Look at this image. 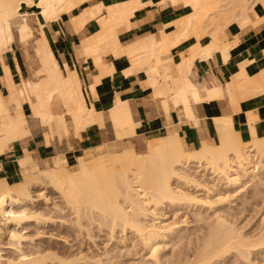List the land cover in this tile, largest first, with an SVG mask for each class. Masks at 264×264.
<instances>
[{
  "label": "bare ground",
  "instance_id": "obj_1",
  "mask_svg": "<svg viewBox=\"0 0 264 264\" xmlns=\"http://www.w3.org/2000/svg\"><path fill=\"white\" fill-rule=\"evenodd\" d=\"M90 1L91 0H0V58L2 57L4 52H6L8 49L12 47V44L13 42H15L14 41L15 39H19V41L23 42L24 44H27L30 39H34L35 50L42 64L41 67L35 71L36 78L34 80H23V79L16 80L9 72V67L3 63V67L6 73L4 77L0 76V152L9 148L10 141L19 139L24 135L29 134L30 128L27 119L28 112H26V105L29 108V113L37 117L38 118L37 120H40L43 124L44 123L49 124L51 126V130H56L58 132V133L56 132L57 134L61 133L59 135V138L61 137L62 133L64 134L69 133L68 131L70 125L68 120L66 119L67 114L70 115L72 121L76 126L74 129L79 128L78 131L82 128L80 126L84 127L86 123L88 124L94 121H98L102 123L103 121H105L104 119L105 116H103L102 112L96 110L93 104L88 105L86 100V90L90 89V92L93 91L92 93H94L95 85L101 81L103 75L110 74L114 71V69L116 68L115 61H117L120 58L125 59L129 63V67H126L123 70L125 76H127V74H131V72L132 73L139 72L143 75V80L153 89L152 95L156 97V100L157 98L159 99L162 108L164 109V111L168 116V120L171 118L170 111L172 109H177L179 113H182V115L184 114L187 118L192 119L195 124H199L200 121L198 119L196 109H197V103L200 102L201 100L212 99V98L216 99L217 97H227L228 99L227 103L229 104V107L233 111H235L239 109V103L242 99L248 97L252 98L256 94L261 92L264 93V68L259 70H249L247 66L251 63L252 59H248L238 64L237 67L232 71L230 75V79L227 81L225 86L218 85V86H213L212 88L210 87L207 88L205 85L203 84L201 85L195 82V80L193 81L192 79L194 77L192 74H191L192 75L191 77H193L192 79H190L189 76L186 77L185 74L187 73L186 71L191 70V66L193 65V62L195 61L196 57L200 56V58L202 57L203 59L204 58L207 59L206 57L210 55L213 50L220 51L223 54V59H224V57L227 56L226 52L229 47L228 42L224 41V36L228 35L225 34L227 31L225 30V28L233 20L238 21L242 26L248 25L250 23L255 24V21H258V19L260 21L261 19L263 20V17L260 16L258 11H256L255 5L256 4L264 5V0H149V1L119 0L118 2H113L109 4H105L103 0H99L95 3H91ZM21 3L24 4L26 3L29 7L41 8V11L38 12L36 10H31V11L21 10ZM147 5L160 6V7H164V6L168 7L170 5L177 10L184 9L185 13L178 19H175L173 22H171L173 26L174 25L176 26V30L171 33L162 30L161 32H159L160 36L158 34L157 35L153 34V35L138 36L127 41L124 40L121 36V32L125 29L127 30L132 29V27L135 24L139 23L134 20V17L141 8ZM74 8L79 9L78 13H76L74 16L70 18V22L72 23L74 29L77 30L81 28L82 26L85 25V23L89 19L95 17L100 23L99 31H97L96 33L90 36L83 38L79 42V44L75 46L77 54L83 55L84 59L88 60L90 62V65L94 67V70H92L89 73L90 75L89 82H87V80L82 79L79 76L77 66L72 68L65 60V58L59 60L54 55V52L46 36L44 23L43 22L39 23L40 24L39 31L41 35L38 37H34L33 26L31 25L30 22V16L32 14H41L45 18L46 23L51 27L53 24L58 22L57 20L62 15V13L70 12ZM59 32L61 33V29H59ZM205 34H209L212 37V40L208 45H202L200 42L201 38ZM240 35L241 34H239V36ZM194 37L197 39L196 43H193L190 48H187V51L185 53L181 52V57H182L181 61L179 63H176V66L173 65L174 55L172 49L179 42ZM232 41H234L233 43H235L236 41L239 40L235 41L233 39ZM175 73L177 74V76H175ZM2 85L7 87L8 89L9 92L8 101L4 97L1 91ZM58 101L59 102L62 101L64 103L65 105L64 112L59 113L56 111L55 107L57 106ZM233 111L232 113H234ZM108 112H109L108 118L111 120V124L110 122L109 124L113 125V127L112 126L110 127L109 125V128L110 129L114 128L113 132H115L116 135L114 136L117 139H124V137L136 136L137 133L136 128L139 125V122L134 121L132 117V110L129 107L127 99H123L122 96L118 94L115 100L114 107L108 110ZM232 116L233 115H231V110L229 111L228 108L222 113L214 115L212 118V124L217 130L216 138H214L213 136H209V133H207L206 128H201L200 129L202 131L201 139L195 143V146L193 145L194 146L193 149H189L188 143L185 141L184 137L179 135L178 127L176 125L173 126L169 125L167 133H165L162 136L148 139L150 141L148 144L146 142L147 152L139 153L135 151L133 146L134 144L131 141L130 143L124 145L123 148L117 152L113 151L112 147L114 146L112 144L109 143L106 144L103 142L104 143L103 145H99L98 147L96 146L97 149L98 150L100 149L102 152L100 155L97 156L95 154L96 152L94 153L91 150L85 151L84 154H81L77 157V164H76L77 167L74 169H70L67 167L66 165L67 159L64 156V154L57 153L56 155L52 156L50 159L44 160L43 162L45 164L42 162L41 164L44 165L41 166L40 162L42 160L39 161L37 157H35L31 152L25 149L26 152L25 157L19 158L18 160L15 161L16 168L19 170L21 174L20 180L14 183H9L6 177L2 175V169L0 167V215L3 218V221L0 220V234H2L1 231L3 232L6 231L7 232L6 235L10 239L9 240L10 244H12L13 246H15V248L20 250L23 244V243L21 244L22 237L27 238V236L25 234L23 235V233L19 232V230H16L14 228L12 229L10 226L11 223L15 222L17 226V224L21 225L24 222H30L32 220L31 218H33V220L34 218L35 220L37 219L38 222L43 221L47 223L48 222L54 223L56 220H58L60 216L58 215L59 217L56 220L54 219L55 220L54 221L52 218L57 215L54 216L52 215L53 217L51 218L50 215L52 214L51 212L50 214L47 213V215H50V218L47 216L48 219H44L46 218V216L43 217L44 214L41 213L40 215H42L43 217L42 219V217L39 215L38 212L36 211L33 212L34 209L27 210L28 208L27 205L29 202L32 203L35 200L38 201L37 199L40 198L39 197L40 194H37L39 198L34 199V197L37 196L35 195V193H33L34 192L32 190L33 186L37 187L38 185H40L39 183L43 182L49 184L50 186H52V188L56 187V189L60 190L59 193L61 192L62 194V196H60L62 197L61 200L65 198V201L63 202H65V204H67L70 207L72 214L73 213L76 214L75 216L77 218L76 221L79 222V223L76 222L77 225L82 224L81 222L82 217L84 218V216L90 215L91 218V216L93 215L94 217L92 216V218L94 219L92 220V222L95 221L96 219L97 220L99 219L107 226H109L105 228L111 229L110 236H113V233H116L118 229L120 231L122 230L127 231L126 228H128L130 224L132 226H135L136 227L135 229H137L135 230L136 232L134 234H136L137 231H140L141 234H139L140 233L139 232L138 235H143L145 237L147 241L142 239V241L144 240L143 241V245H144L146 242L149 241V239L153 238L154 236L157 237L158 235H160L159 233L161 232V230H163L162 229L163 225L161 223L162 222L161 220H160L161 222L159 221L161 225L160 227L161 229L158 227L159 224L156 225L155 222L154 223L151 222L150 224H148L149 222L147 221L146 218L147 216L144 217V219L146 218V221L148 223L144 221V219L142 221V219L140 218V214L142 215L146 213L145 215H151V216L157 215V211L159 209L157 205L163 200H164L163 202H165V200L167 201L168 199L169 200L171 199V201H173V199L174 200L176 199L175 202H177L178 199L181 200L186 198L189 199L190 192L189 191L185 192L187 190L184 191L182 189V186L184 185L185 182L190 183L192 181L196 183L195 185H197L199 189H200L199 186H202L204 183L208 185L210 182H208L207 184L205 181L211 179L208 178L209 176L206 177L208 179L206 180L203 179L204 183H200L195 177L198 176L197 174L200 167H202L203 169L201 168V170H204L205 172H206V168H208V170L209 168L212 169L211 174H215L216 176L218 175L219 178L226 177L227 178L226 182L227 180H229L231 184L232 182L239 183L240 180L244 178V176L246 177L263 170L264 137L254 134L252 140L243 141L233 127ZM248 117L251 119L250 115ZM84 129L82 128V130ZM78 131H76L75 135L78 134L77 133ZM49 133H51V131ZM64 134L62 135V137L63 136L66 137L67 135H69V134L67 135ZM56 135L54 134V137ZM155 140L157 142H151ZM190 169L197 170L195 176L192 175ZM206 173H204V177L205 175L207 176L208 173L207 174ZM216 176H213V179L211 180V186H212L211 188H214L222 180L220 178L221 180L218 181L219 182L218 184H216L215 182ZM180 180L185 181L182 186H181L182 181L180 183ZM194 183L192 186H194ZM261 183L264 184V182L262 181ZM46 187L48 186H44L43 188ZM194 187L196 188V186ZM208 187H210V184ZM211 188H207V189H211ZM194 190H197V188ZM213 190H215V188L211 189V191ZM188 194L189 196L186 197V195ZM42 195L43 194H41L40 196ZM192 197H195L194 200ZM190 198L192 202L200 199V197L198 199V196L196 198L194 194L193 196H190ZM208 200H210V198L209 199L207 198V202H209ZM63 202L60 204L61 206L56 205L58 202L56 204H53L56 205L57 207L59 206L58 213H60L61 209L62 211L64 209H65L64 211H66L67 209L66 208L67 206ZM127 202L130 203L126 206L125 203L127 204ZM156 202L158 204H156V207H153V204ZM196 203L194 202L195 205H197ZM62 204H64L66 207L64 208V205ZM15 205L16 207H14ZM56 206L52 208H55ZM69 207L68 210L65 212V214H67L68 216L70 214L67 213L68 211H70ZM127 207H131V208H129L128 210ZM165 207L162 209H165ZM169 208L170 207H168V210ZM52 210L54 213L55 209ZM56 210L55 212L58 211ZM144 211L146 212L143 213ZM63 214L64 213L62 214L60 213V215L64 216L65 214L64 215ZM75 214H73V216ZM217 215H215L216 218ZM70 216L67 217L68 220L69 218L72 219V217ZM65 218L66 217H64L63 219ZM90 218L87 217L88 222L92 219ZM155 218H157V216H155ZM63 219L59 218V221L61 220L62 222ZM84 219L86 221V217ZM220 219H222L221 215H220ZM220 219L219 220L217 219L218 221V223L216 224V226L218 225L217 228L216 226L211 227V225L208 223V222L211 223V221L207 220L208 221L207 223L210 225L209 228L210 227L212 228L211 230L212 232L210 234H207L209 236V237L206 236L208 237L206 238L207 240H205V238L203 239L205 240V242L201 243L202 245L203 244L204 245L202 246L203 248L200 247L201 250H199V253L197 252L198 253L197 255H199L198 256L199 258L196 257L197 260L198 259L202 260L204 264H213L212 261L215 259V258L213 259V257L216 256V258H218V256L219 257L225 256V254L227 253L224 252H226L227 250L228 252L229 251L231 252L232 246L235 250H238L236 252H239L238 253L239 256H242L243 259L251 260L250 257L251 252H249L248 248L252 250V248H254L256 245L258 246L261 245L262 247L264 246L263 245L264 234H262L261 232H259L261 237L259 236V238H257L256 236V239L255 237L251 239L252 237L250 236L248 237L246 234L245 235L247 237L243 235L242 233L243 230L240 231L241 228H239L238 230L241 233L239 232L240 234H238V231H236L237 229L236 227L238 226H235L236 234H238L239 236L238 235L236 236L235 233H233L235 235H232L234 228H231L233 229L232 231L230 229V227L232 226H227V224L229 225V223H231L232 221L231 222L229 221V223L225 222L226 223L225 224L222 221H220ZM68 220L66 219V221ZM66 221H63V223ZM262 221H264V219H262ZM84 222L83 225H81V227L82 229L85 230L87 226L84 227ZM70 224H72V222ZM74 224L75 223H73L72 225ZM95 225L97 224L95 223ZM167 225L163 227L166 228ZM219 225H223L225 227L223 228V226H219ZM206 226L208 227V225ZM81 227H79V231L82 230L80 229ZM100 227H103V225ZM219 227L220 229L221 227L222 229L228 227L229 230H227L228 228H226L225 229L226 231L225 230L222 231V229L220 231L218 229ZM23 228L25 229V226ZM112 230L113 231L115 230V232H113ZM165 230H167V228ZM26 231L27 230L25 229L24 232ZM87 231L89 232L92 230H88L87 228ZM92 232H90L91 237H93ZM77 233L80 234V232ZM120 233L121 232H119V234ZM34 234L36 235V233ZM44 234L45 233L40 235H44ZM79 234L76 235L78 236ZM119 234L117 231L116 235L115 234L114 235L117 236ZM47 235L49 236L52 235V232ZM59 235L60 237L58 238H61L62 235L61 234ZM80 235H79L80 238H84ZM88 235L86 236L88 238H91ZM106 235L105 237L109 236ZM64 236L65 235L63 234V237ZM115 236H113L112 238L117 239V237L115 238ZM125 237H122V239H132V237L134 236H132L131 238L130 237L125 238ZM136 237L139 238L138 236ZM233 237H236L237 239L235 238L236 240L234 241ZM77 238L78 237L75 236L74 239ZM112 238L110 237L111 240ZM74 239L72 240L73 242ZM78 240L79 239H77V241ZM200 240L202 241V238ZM30 241L33 242L32 240ZM150 241H154V240L152 239ZM73 242L71 246H73ZM77 243L79 244V242ZM115 243L117 244L119 243L118 245H121L120 242H115ZM148 243L152 244V242H148ZM155 243L156 242H154V245L148 244L150 246L148 248L152 249L151 250L152 258L153 256H155L156 259L155 261L158 263L161 262L159 261L160 257L158 255L160 250L159 252H157L158 249L156 250V248L160 246L158 245V247L156 246L155 248ZM82 244L81 245L83 247L87 243L84 244L82 242ZM106 244H109V242L105 243V245ZM74 246L72 248H74ZM87 248L89 247L87 246ZM257 248L259 249L260 247ZM75 249L72 250L76 252ZM105 249L104 252L107 251ZM22 250L23 249L19 251L21 253H19L20 257L18 258L19 259L18 261L15 259L12 260V258L11 259L4 258V256L0 252V264H16V263L38 264L45 257H50V256L57 257V255L54 256V254H56L55 252L54 254L48 253L45 255H33L31 254L33 252H29V254H27L26 251H22ZM78 251L81 252V254L83 252L80 250ZM87 252L89 253L90 250ZM107 253L109 254V252ZM182 253L183 252H181V254ZM223 253L224 255L222 256ZM72 254H75L74 255L75 257L72 255L74 259H69L70 260L69 262L74 261L73 263H75L77 260L79 261L80 259L89 260L95 257L96 255L93 254L94 256L91 258L90 256H88L89 258L87 259V256H85V254H82L85 256V258L84 256L76 253H72ZM104 254L107 255L106 253ZM104 254L100 253V255L102 256H99V258L100 257L102 258ZM111 256L107 257V259H105L106 257H104V259L108 261L109 259L112 258ZM64 258L66 264H69L67 261L68 259H66V257ZM99 258L97 257L95 259L100 261ZM104 259L103 262H105ZM194 259L193 260L191 259L189 261L192 262L194 261ZM111 260L114 262L113 259ZM111 260L109 261L111 262ZM197 260L195 261V263H197ZM98 261L96 262L93 261V262L98 263ZM179 261L180 259L176 262V264H178ZM167 262L168 264L171 263V262L169 263V260ZM182 262L184 261L182 260ZM191 262L188 263L191 264ZM73 263L71 262V264ZM165 263L166 262H164V264ZM215 263L216 262H214V264ZM99 264H103V263L100 262ZM179 264L181 263L179 262Z\"/></svg>",
  "mask_w": 264,
  "mask_h": 264
},
{
  "label": "crops",
  "instance_id": "obj_2",
  "mask_svg": "<svg viewBox=\"0 0 264 264\" xmlns=\"http://www.w3.org/2000/svg\"><path fill=\"white\" fill-rule=\"evenodd\" d=\"M97 1L99 0H91L90 2L95 3ZM103 1L105 4H109L118 2L119 0ZM255 9L259 12L260 16L263 17V20L261 19L260 21L258 19V21H255L254 19L255 24L250 23L245 26H242L238 21L233 20L225 28V30L228 31H226L225 34H228L230 37L229 38L228 35L224 36V41L229 44L226 52L227 56L224 57L225 60L223 59V54L218 50H213L210 54L212 56L208 55L206 57L207 59H203L198 56L193 62L191 70L186 71V77L189 76L190 79L194 77L192 79L193 81L195 80V82L201 85L203 84L207 88H212L213 86L218 85L225 86L227 81L230 79L232 71L237 67V65L248 59H252L251 63L247 66L249 70H259L264 68V5L256 4ZM78 11V8H74L70 12L62 13L57 20L58 22L53 24L51 27L46 23L45 18L42 15L38 16L37 33H35L33 29V34L34 37L41 35L39 31V23L43 22L46 36L54 55L59 60L65 58L72 68L77 66L79 76L89 82V73L94 70V67L90 65L88 60L84 59L83 55L77 54L75 46L78 45L83 38L99 31L100 23L95 17L96 19H89L81 28L77 30L74 29L72 23L70 22V18L78 13ZM184 13V9L177 10L170 5L168 7L147 5L141 8L134 17V20L139 23L135 24L132 29L123 30L124 32H121V36L127 41L144 35L158 34L160 36L159 32L162 30L171 33L176 30V26H173L171 22L184 15ZM61 21L65 24L64 27L61 24ZM59 29H61V33L59 32ZM239 34L241 35L239 36ZM233 39L235 41H239H236L235 44L233 43L234 41H232ZM211 40V35L205 34L201 38L200 42L202 45H208ZM14 41L15 42H13L12 47L4 52L0 58V76L4 77L6 73L3 67L4 63L9 67V72L12 74L14 79L34 80L36 78L35 71L42 65L35 50L34 39H30L27 44L19 41V39H15ZM196 41L197 39L195 37L187 39L179 42L172 49L174 55L173 65L176 66V63L181 61V52L185 53L187 48H190L193 43H196ZM115 62L116 68L112 73H110L111 75H103L101 81L95 85L94 88L96 92L94 90V93L96 94L92 93V90V92H90V89L86 90V100L88 105L93 104L96 110L102 112L103 116H105L104 119L106 122L103 121L101 123L94 121L88 124L86 123L84 127L80 126L85 129L82 130L81 128L78 131L79 128L74 129L76 126L70 115L67 114L66 119L70 125L68 131L69 133H67L69 135L62 137V134L59 138L61 133L57 134L58 132L56 130H51V126L49 124H43L40 120H37V117L29 113V108L26 105V112H28L27 119L30 128L29 134H26L19 139L10 141L9 148L0 152V167L2 169V175L6 177L9 183L18 181L17 178L19 177V170L16 168L15 161L19 158L25 157V149L36 157L50 158L56 155L57 151L63 149L68 150L70 146L77 150H90L91 148L95 149L99 145H103L107 140L109 142L121 140L126 141L128 139L137 141L136 138L138 137L152 139L167 133L169 125H176L178 127L179 135L184 137L188 145L195 146V143L200 140L202 136V131L200 129L206 128L209 136H212L211 134H214V131L216 130L212 124L213 116L222 113L227 110V108L229 111L231 110V115H233V127L243 141L252 140L254 134L264 137L263 92L256 94L252 98L248 97L242 99L239 103V109L235 111L229 107L227 97L201 100L197 103L196 109V113L200 121L199 124H195L192 119L187 118L184 114L182 115V113H179L177 109H172L170 111L171 118L168 120V116L162 108L159 99L157 98L156 100V97L152 95L153 89L143 80V75L139 72H131V74H127V76H125L123 70L126 67H129V63L123 58H120ZM191 74L193 77H191ZM175 76H177L176 73ZM1 91L8 101L9 92L7 87L2 85ZM118 94L122 96L123 99H127L129 107L132 110V117L134 121L139 122V125L136 128V138L124 137V139H117L115 137V132H113L114 128H109L111 120L108 118V110L114 107ZM55 108L59 113L65 111V105L62 101H58ZM232 111L234 113H232ZM249 115L251 119L248 117ZM106 119L110 121H107ZM70 121L72 122V125ZM111 126L113 127V125H110V127ZM75 130L78 131L77 135H75ZM48 131H51V133ZM54 134L57 135L54 137Z\"/></svg>",
  "mask_w": 264,
  "mask_h": 264
},
{
  "label": "rangeland",
  "instance_id": "obj_3",
  "mask_svg": "<svg viewBox=\"0 0 264 264\" xmlns=\"http://www.w3.org/2000/svg\"><path fill=\"white\" fill-rule=\"evenodd\" d=\"M257 8V7H256ZM21 10H29V11H31V10H36V11H41V8H38V7H29L26 3L24 4V3H21ZM38 16H41V14H32L31 16H30V22H31V25L33 26V29H34V31H35V33H37V17ZM61 24L63 25V27L65 26V24L63 23V21H61ZM18 40V39H17ZM215 130V129H214ZM62 134H64V133H62ZM66 135H67V133H66ZM212 136H214V138H216V136H217V133H216V130L214 131V134H212ZM136 138V137H135ZM137 139V141H132V139H129V140H126V141H116V142H114V141H111V142H109L108 140L105 142L106 144L107 143H109V144H112L114 147H112V149H113V151H115V152H117V151H120L122 148H123V146L124 145H126V144H128V143H130V141L131 142H133V146H134V149H135V151H137V152H141V153H144V152H147V144L149 143V141L150 140H148V138H146V137H142V138H140V137H138V138H136ZM146 142H147V144H146ZM151 142H157L156 140L155 141H151ZM188 147H189V149H193V147L194 146H192V145H188ZM92 152H96L95 154L98 156V155H100L102 152H101V150L99 149H97V148H95V150L94 149H90ZM85 151H87V150H77V149H74L72 146H70L69 148H68V150H65V149H63V150H60L59 152H57V153H61V154H64V156L66 157V159H67V167L68 168H70V169H74V168H76L77 166H76V164H77V157L79 156V155H81V154H84V152ZM98 151H99V153H98ZM36 157V156H35ZM38 159H39V161H41L40 162V164L44 161V160H46V159H50V158H39V157H37ZM47 161H50V160H47ZM44 163V162H43ZM45 164V163H44ZM44 164H41V166H43ZM208 165V164H207ZM201 168L202 167H200V169H199V171H201V172H199L198 171V176H195L196 175V169H190V172L192 173V175H194L196 178H197V180L200 182V183H204V180L203 179H208V178H211V179H208V181L206 180L205 182L208 184V182H210L209 184H210V187H208L209 186V184L208 185H206L205 183V185L207 186H205L204 184L202 185V186H199L200 187V189L197 187V185H195L196 183H194V182H185L184 180L182 181V180H180V183H181V181H182V183H181V186L183 185V183H184V185L182 186V189L185 191V190H187V191H185V192H190V196H193V194L196 196V198H197V196H198V199H199V197H200V201L199 200H197V201H194L195 203L196 202H198V203H196L197 205H195L194 204V202H192V200H190L191 198H190V196H189V194L188 195H186V197L187 196H189V199L188 198H186V199H178L177 200V202H175V200L173 199V201H171V199L169 200H167L168 201V203H167V201L165 200V202H163V201H158V202H160L159 204L156 202V203H154L153 204V207H156V204H158L157 206L159 207V209H158V211H157V215H155V216H157V218H155V216L154 215H145L146 213V211H144L143 213H145V214H140V218L142 219V221H143V219H144V217H146L147 218V221L149 222H147L146 221V218L144 219V221H146L148 224H150L151 222L152 223H154L155 222V224L156 225H160V223H159V221L162 223V225L165 227V225H167L166 226V228H167V230H165L166 228H164L163 226H162V229L163 230H161V232L159 233L160 235H158L157 237L156 236H154L155 237V239H154V237L153 238H151V239H149V241L148 242H152V244H149L148 242H146L144 245H143V241L144 240H146L145 239V237L143 236V235H138V233L140 232V231H137V233L136 234H134L136 231L135 230H137V229H135L136 227L135 226H132V225H130L129 224V226H128V228H126V230L127 231H120L118 228H116V229H118L117 231H118V234H119V232H121L120 234H121V236L122 237H125V238H129L131 235L132 236H134V237H132V239H122V237L120 236V234L119 235H117V236H115L116 235V233H117V231H116V233H113V232H115V230L112 232L113 233V236H115V238L117 237V239H114V238H112L113 236H110V230L111 229H106L107 227H109V226H107L105 223H103L102 221H100L99 219V222H98V220L95 222V221H93L92 222V220L94 219V218H92V216H91V218H90V215L89 216H84V218L86 217V221H85V219L82 217V224L81 225H83V222H84V227H86L85 228V230L84 229H82V227H81V225L80 224H78L79 225V227H81L80 229H82V230H80L79 231V227H78V225H77V223L76 222H78V221H76V214L75 213H73V214H75L74 216H73V214L71 213L72 211H71V209H70V207L67 205V204H65V202H63V201H65V198L63 199V200H61L62 199V197H60V196H62V194H61V192L59 193V191L60 190H58V189H56V187L55 188H52V186H50L49 184H46V183H43V182H41V183H39L40 185H38L37 187H35V186H33V188H32V190L34 191L33 193H35V195L37 196V194H43L42 196H40L39 195V197L37 196V197H34V199L36 198H39V199H37L38 201H33L32 203H28V208H27V210L28 209H30V210H33V212L34 211H36V212H38L39 213V215L42 213V214H44L43 215V217L44 216H46V218H44V219H48L47 218V216L50 218V215H51V218L54 216V215H57V216H54L52 219L54 220H56L59 216V218H61V219H63L64 217H66L65 219H63V221H66V219L68 220V218L67 217H69L70 215H72V216H70V217H72V219H70L69 218V222L68 221H66V222H64L63 223V221L61 222V220L59 221V218H58V220H54L55 222L53 223V222H43L41 219V221L43 222H38L37 221V219L35 220V218H34V220H33V218H31L32 220L30 221V222H24V223H22L21 225H19V224H17V226H16V223L15 222H13V223H11L10 224V226H11V228L13 229H16V230H19V232H22L23 233V235L25 234L26 236H27V238H28V240H27V238L26 237H22V242H21V244H22V246H21V249H23L22 251H26V253L27 254H29V252H33V253H31V254H33V255H45V254H48V253H52V254H54V252L56 253V254H54V256L55 255H57V257L55 256V257H45V258H43L42 260H41V262L40 263H38V264H66V262H65V258L64 257H66V259H68L67 261H68V263L69 264H71V262L73 263L74 261H71V262H69L70 260L69 259H74V255L75 254H72V253H76V254H79V255H82V254H85V256H87V259L89 258L88 256H90V258L91 257H93L95 254V257H93V258H91L93 261H98V260H96L95 258H99V256H102V255H100V253H102V254H104V253H106L107 255H103V257L101 258H99L100 259V261H98V263H95V262H93L91 259H89V260H86V259H84L85 258V256L84 255H82V256H84V260H82V259H80L78 262H80L81 264H85V263H87V264H99L100 262L101 263H103V264H105V262H106V264H109V263H113V264H164V262H166L165 264H168V260H169V263L170 264H172V263H174V264H176V262L180 259V263L181 264H183V263H185V262H187V263H185V264H189L188 262H191V261H189V260H193L194 258V261H192L191 262V264H193V263H195V261L197 260V258H199L198 256L199 255H197L198 253H199V250H201L200 249V247L201 248H203L202 246L204 245H202L201 243H203V242H205V240H207L206 238H208L209 236L207 235V234H210L212 231V226H216V224L218 223V221H217V219L219 220L220 219V215H221V218L222 219H220V221H222L223 223H229V221L231 222V223H229V225L227 224V226H232V227H230V229L231 228H234V231H233V229H231L233 232H232V235H235L236 234V231H238L239 230V228H241L240 229V231H242V233H243V235H247L248 237L250 236V237H252L251 239H253V237H255V239H256V236H257V238H259V236L261 237V235H260V233L259 232H261L262 234H264L263 233V231H264V221H262V219H264V184L263 183H261V181L262 182H264V168H263V170H261V171H259V172H257V173H254V174H251V175H249V176H244V178H242L241 180H240V182L239 183H233L232 182V184L230 183V181L229 180H227V182H226V177L224 178V177H218V175L216 176L215 174H211V170L212 169H210L209 168V170H208V168H206V172L208 173H206L204 170H201ZM203 169V168H202ZM205 169V168H204ZM203 171V172H202ZM210 171V172H209ZM261 172V173H260ZM204 173H206L207 174V176L205 175V177H204ZM210 173V174H209ZM213 173V172H212ZM200 174V175H199ZM203 177H202V176ZM210 175H211V177H210ZM200 176V177H199ZM209 176V177H208ZM213 176H216V178H215V182H216V184H218L219 182L218 181H220V183L218 184V185H216L214 188H215V190H213V191H211V189H214V188H211L212 186H211V180L213 179ZM206 177H208V178H206ZM199 178H200V180H202V181H200L199 180ZM260 178V179H259ZM21 179V174H20V172H19V177L17 178V180H20ZM225 180V181H224ZM261 180V181H260ZM175 183V182H174ZM187 183V184H186ZM193 183H194V186H196V188H197V190H194V189H196L194 186H192L193 185ZM258 183V184H257ZM35 184V183H34ZM189 184V185H188ZM263 184V185H262ZM188 185V186H187ZM192 187H191V186ZM44 186H48V187H46V188H43ZM206 187V188H205ZM217 187V188H216ZM185 188V189H184ZM188 188V189H187ZM202 188V189H201ZM204 188V189H203ZM207 188H211V189H207ZM259 188H261V189H259ZM57 190V191H56ZM191 190V191H190ZM208 190H210V191H208ZM208 191V192H207ZM258 191H260V192H258ZM210 192V193H209ZM191 193H192V195H191ZM61 194V195H60ZM209 195V196H208ZM208 196V197H207ZM122 197V196H121ZM193 198V200H194V198L195 197H192ZM207 198L209 199L210 198V200H208L209 202H207ZM222 198V199H221ZM45 199H48V200H45ZM55 199V200H54ZM205 199V200H204ZM220 199V200H219ZM39 200H41V201H39ZM47 201V202H45V201ZM60 200V201H59ZM186 200H188V201H186ZM191 202H190V201ZM196 200V199H195ZM204 200V201H203ZM50 203H49V202ZM53 201V202H52ZM67 206H65L64 204H62V205H64V208L66 207L67 209H66V211L68 210V207H69V210L70 211H68L67 213L69 214V216L67 215V214H65V212L66 211H62V209H61V211H60V213L62 214V213H64L63 215L64 216H62V215H60V213H58L59 212V206H61L60 204L62 203V202ZM171 203H170V202ZM55 202V203H54ZM58 202V203H57ZM60 202V203H59ZM189 204H188V203ZM207 202V203H206ZM211 202H212V204H211ZM46 203V204H45ZM57 203V204H56ZM130 203V202H129ZM128 202H127V204L125 203V205L127 206L128 204H129ZM164 203V204H163ZM179 203H180V205H179ZM185 203H187V204H185ZM210 203V204H209ZM30 204H32V205H30ZM39 204V205H38ZM53 204H56V205H59L58 207L56 206V205H53ZM165 204H166V207H165ZM171 204V205H170ZM183 204V205H182ZM191 204V205H190ZM31 207H30V206ZM160 205V206H159ZM169 205V206H168ZM174 205V206H173ZM187 205V206H186ZM194 205V206H193ZM33 206V207H32ZM35 206V207H34ZM47 206V207H46ZM54 206H56L55 208H52V207H54ZM173 206V207H172ZM189 206V207H188ZM192 206V207H191ZM214 206V207H213ZM14 207H16V205L14 206ZM30 207V208H29ZM39 207V208H38ZM44 207H46V208H44ZM165 207V209H162V208H164ZM168 207H170L169 208V210H168ZM211 207H213V208H211ZM49 208V209H48ZM57 209L56 211L57 212H55V210H54V213H53V210L52 209ZM128 208V210H129V208H131V207H127ZM215 208V209H214ZM52 211H51V210ZM161 209V210H160ZM29 210V211H30ZM44 210H45V212H44ZM46 210H47V212H46ZM131 210V209H130ZM162 211V212H160V211ZM41 211V212H40ZM43 211V212H42ZM35 212V213H36ZM50 212L52 213V214H50ZM37 213V214H38ZM47 213L48 214H50V215H47ZM162 213H163V215H162ZM195 213H197V214H195ZM219 214V215H217V214ZM158 214H159V216H158ZM165 214V215H164ZM200 216H199V215ZM53 215V216H52ZM59 215V216H58ZM143 215H145V216H143ZM197 215H198V217H197ZM215 215H217V218H216V216ZM223 215V216H222ZM41 217H42V215H40ZM62 216V217H61ZM143 216V217H142ZM148 216H150V217H148ZM160 216H161V218H160ZM219 216V217H218ZM43 217H42V219H43ZM56 217V218H55ZM87 217L88 218H90L89 220L91 221V223H90V221L88 222V220H87ZM94 217V216H93ZM224 217V218H223ZM226 217H227V220H226ZM40 218V217H39ZM73 218H74V220H73ZM153 218V219H152ZM200 218V219H199ZM216 218V219H215ZM151 219V220H150ZM229 219V220H228ZM0 220H2L3 221V218H2V216L0 215ZM70 220H71V222H72V224L73 223H75L76 225H77V227H76V225L74 224V225H72V224H70L71 222H70ZM73 220V221H72ZM211 221V223H213V224H215V225H213V224H211L210 222H208V221ZM225 220V221H224ZM34 221H36V222H34ZM215 221V222H214ZM57 222H60V223H57ZM86 222H87V224H86ZM158 222V223H157ZM211 225V229L209 228V224ZM32 223V224H31ZM40 223V224H39ZM61 223H62V225H61ZM68 225H67V224ZM79 223V222H78ZM90 223V224H89ZM95 223L97 224V225H95ZM165 225H164V224ZM222 223V224H223ZM225 223V224H226ZM57 224V225H56ZM72 225V226H70V225ZM86 224V225H85ZM93 224H94V226H93ZM100 224V225H99ZM105 224V225H104ZM230 224H232V225H230ZM16 227H15V226ZM36 225V226H35ZM39 225V226H38ZM48 225V226H47ZM103 225V227H100V226H102ZM158 225V227L160 228L161 227V225L159 226ZM206 225H208V227L206 226ZM224 225V224H223ZM223 225H219V226H223ZM25 226V229L27 230L26 232H24V227ZM32 226V227H31ZM45 226V227H44ZM52 226V227H51ZM99 226V227H98ZM173 227V228H170V227ZM218 226V225H217ZM217 226H216V228H217ZM235 226H238V227H236L235 228ZM21 227V228H20ZM27 227V228H26ZM38 227H39V229H38ZM83 227V228H84ZM106 227V228H105ZM132 227V228H131ZM225 226H223V228H224ZM22 228H23V230H22ZM33 228V229H32ZM44 228V229H43ZM63 228V229H62ZM73 228V229H72ZM87 228H88V230H92V231H87ZM92 228V229H91ZM99 228V229H98ZM169 228H170V230H169ZM208 228V229H207ZM214 228V227H213ZM226 228H228V227H226ZM225 228V229H226ZM263 228V229H262ZM38 229V230H37ZM43 229V230H42ZM75 229H76V232H75ZM78 229V230H77ZM94 229V230H93ZM97 229H98V231H97ZM161 229V228H160ZM179 229V230H178ZM220 231H221V229H222V227H221V229H220V227L218 228ZM225 229H222V231L223 230H225ZM235 229H236V231H235ZM22 230V231H21ZM71 230V231H70ZM100 230H102V231H100ZM105 230V231H104ZM108 230H109V232H108ZM131 230H133V231H131ZM171 230H173V231H171ZM209 230V231H208ZM227 230H229V228L227 229ZM263 230V231H262ZM40 231H42V232H40ZM88 233H87V232ZM226 231V230H225ZM240 231H238V234H240L241 232ZM2 232V234H0V252H1V254L4 256V258H9V259H11L12 258V260L13 259H15V260H19L18 258L20 257L19 255V253H21V252H19V251H21V249L19 250V249H17V248H15V246H13L12 244H10V239H9V237L6 235V231H1ZM52 232V235H47V234H50ZM77 232H80V234L79 233H77ZM81 232H83V233H81ZM90 232H92L93 233V237H91L90 236ZM108 234H107V233ZM124 232H126V233H124ZM164 234H163V233ZM209 232V233H208ZM228 232V231H227ZM240 232V233H239ZM34 233H36V235L34 234ZM43 233H47L46 235L44 234V235H40V234H43ZM87 233V234H86ZM123 233V234H122ZM172 233V234H171ZM233 233H235V234H233ZM28 234V235H27ZM37 234H39V235H37ZM59 234H61L62 236H61V238H63V239H61V238H58V237H60V235ZM63 234L65 235L64 237H66V238H64L63 237ZM68 234V235H67ZM76 234H79L80 236H82V237H84V238H80L79 237V235L77 236ZM85 236H84V235ZM89 234V235H88ZM98 234V235H97ZM104 234V235H103ZM107 234V235H106ZM115 234V235H114ZM125 234V235H124ZM134 234V235H133ZM139 234H141V232L139 233ZM162 234V235H161ZM238 234H236V236L238 235ZM259 234V235H258ZM86 235H88L89 237H91V238H88ZM92 235V234H91ZM105 235L106 236H108V237H105ZM128 235V236H127ZM205 235V236H204ZM245 235V236H246ZM43 236V237H42ZM48 236V237H47ZM75 236L76 237H78L77 239H79L78 241H77V239H74L75 238ZM96 236V237H95ZM120 236V237H119ZM136 236H138L139 238H137ZM206 236H208V237H206ZM239 236V235H238ZM241 236H242V234H241ZM246 236V237H247ZM31 237V238H30ZM33 237V238H32ZM53 237V238H52ZM110 237L112 238V240L110 239ZM119 237V238H118ZM130 237V238H131ZM142 237H144V238H142ZM41 238H43V239H41ZM49 238V239H48ZM70 238V239H69ZM120 238H121V240H120ZM137 238V239H136ZM158 238V239H157ZM202 238V241L200 240ZM205 238V240H203ZM234 239V241L237 239L236 237H233ZM236 238V239H235ZM45 239V240H44ZM66 239V240H65ZM68 239V240H67ZM74 239V242L72 241ZM84 239V240H83ZM103 239H105V240H103ZM108 239V240H107ZM142 239H144L143 241H142ZM154 240V241H150V240ZM30 240H32L33 242H31ZM50 240V241H49ZM82 240V241H81ZM89 240V241H88ZM92 240V241H91ZM94 240V241H93ZM97 240V241H96ZM111 240V241H110ZM116 240V241H115ZM119 240V241H118ZM127 240V241H126ZM140 240V241H139ZM177 240V241H176ZM52 241V242H51ZM62 241V242H61ZM67 241H69V242H67ZM71 241V242H70ZM142 241V242H141ZM147 241V240H146ZM233 241V242H234ZM9 242V243H8ZM42 242V243H41ZM64 242V243H63ZM72 242H73V246L75 245V244H78L77 242H79V244L78 245H75L74 246V248H72L73 246H71L72 245ZM82 242L84 243V244H86V245H84L83 247H82ZM109 242V244H106L105 245V243H108ZM115 242H120V244L121 245H118L117 243H115ZM154 242H156L155 243V248H156V246L158 247V245L160 246V247H158V248H156V250L158 249V251L157 252H159V250H160V252H159V257H160V260L159 261H161V262H156L155 260V256H153V258H152V249H150V248H148V247H150L149 245H154ZM36 243V244H35ZM75 243V244H74ZM82 245H81V244ZM94 243V244H93ZM98 243V244H97ZM26 244V245H25ZM38 244V245H37ZM56 244V245H55ZM69 244V245H68ZM114 244V245H113ZM117 246H116V245ZM149 244V245H148ZM199 244V245H198ZM260 244H262V243H260ZM35 245V246H34ZM148 245V246H147ZM263 245H264V243H263ZM81 246V247H80ZM87 246L89 247V248H87ZM101 246V247H100ZM105 246H106V249H105ZM112 246V247H111ZM115 246V247H114ZM197 246H199V247H197ZM257 247H262L261 245H256ZM255 246V247H256ZM78 247V248H77ZM108 247V248H107ZM111 247V248H110ZM114 247V248H113ZM254 247V246H253ZM254 247V248H255ZM255 248V250H254V248H252V250L250 249V248H248L249 249V252H251L250 253V257H251V260L250 259H248V260H246V259H243L242 258V256H239V252H236V251H238V250H235L234 248H233V246H232V248H231V252L229 251L228 252V250L226 251V252H224V253H227V254H225V256H223L224 255V253L222 254V256L223 257H219L218 255V258H216V256L215 257H213V264H214V262H216L215 264H264V246L260 249H258V248ZM16 250H15V249ZM75 249V248H77L78 250H80V251H83L82 252V254H81V252H79L77 249H75L76 250V252L75 251H73L72 249ZM83 250H82V249ZM152 248V247H151ZM195 248V249H194ZM199 248V249H198ZM2 249V250H1ZM103 249V250H102ZM104 249L105 250H107L106 252H104ZM112 249V250H111ZM114 249V250H113ZM198 251H197V250ZM230 249V248H229ZM72 250V251H71ZM90 250V252L88 253L87 251H89ZM98 250H100V251H98ZM149 250V251H148ZM196 250V251H195ZM254 250V251H253ZM259 250V251H258ZM261 250V251H260ZM64 251V252H63ZM68 251V252H67ZM71 251V252H70ZM256 251H258V252H256ZM104 252V253H103ZM107 252H109V254H110V256L112 257L111 259H113L114 260V262L111 260V259H109V260H111V262L108 260V261H106L105 259H107V257H110L109 256V254L107 253ZM110 252H113V253H110ZM181 252H183L182 254H181ZM198 252V253H197ZM254 252H256V253H254ZM262 252V253H261ZM64 253V254H63ZM87 253H88V255H87ZM179 253V254H178ZM186 253V254H185ZM254 253V254H253ZM94 254V255H93ZM119 254V255H118ZM157 254V253H156ZM196 254V255H195ZM261 254H263V255H261ZM71 255V256H70ZM72 255L74 256V257H72ZM92 255V256H91ZM98 255V256H97ZM114 255H116V256H114ZM121 255V256H120ZM177 255V256H176ZM178 255H179V257H178ZM181 255H182V257H181ZM254 255V256H253ZM53 256V255H52ZM63 256V257H62ZM76 256H78V255H76ZM97 256V257H96ZM67 257H69V258H67ZM72 257V258H71ZM104 257H106L105 259H104ZM158 257V258H159ZM161 257H163V258H161ZM187 257V258H186ZM191 259H190V258ZM197 257V258H196ZM64 258V259H63ZM177 258H179V259H177ZM242 258V259H241ZM253 258V259H252ZM59 259H61V260H59ZM102 259V260H101ZM103 259H104V261L105 262H103ZM163 259H164V261H163ZM173 259H175V260H173ZM185 259H186V261H185ZM260 259V260H259ZM62 260H64V261H62ZM83 261V263H82V261ZM91 260V261H90ZM119 260V261H118ZM182 260L184 261V262H182ZM188 260V261H187ZM245 260V261H244ZM263 260V261H262ZM59 261H60V263H59ZM76 261V262H77ZM85 261H87V262H85ZM90 261V262H89ZM173 261V262H172ZM199 261V262H198ZM217 261H218V263H217ZM242 261V262H241ZM251 263H250V262ZM253 261H255V262H253ZM76 262L75 263H73V264H76ZM77 262V264H80V263H78ZM109 262V263H108ZM179 262H178V264H179ZM246 262V263H245ZM14 263H16V262H14ZM111 263V264H112ZM204 264V262H202V260H200V259H198L197 260V263H195V264ZM16 264H18V263H16ZM28 264V263H27ZM30 264V263H29ZM32 264V263H31ZM33 264H35V263H33Z\"/></svg>",
  "mask_w": 264,
  "mask_h": 264
}]
</instances>
